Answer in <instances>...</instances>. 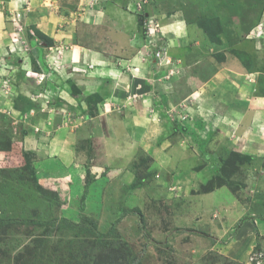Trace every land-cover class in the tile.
I'll use <instances>...</instances> for the list:
<instances>
[{"label":"rangeland","instance_id":"rangeland-1","mask_svg":"<svg viewBox=\"0 0 264 264\" xmlns=\"http://www.w3.org/2000/svg\"><path fill=\"white\" fill-rule=\"evenodd\" d=\"M0 5L5 49L32 58V76L42 82L27 79L20 64L15 112L12 106L0 111V264H251L254 252H264V154L246 155L233 143L228 128L234 122L219 124L228 126L226 137L165 97L211 68L214 74L222 68L263 72L264 0ZM50 48L63 63L53 58L41 76L39 63ZM75 50L91 55L76 60ZM68 52L71 62L64 59ZM228 74L234 94L237 74ZM136 76L139 86L130 88ZM262 81L260 75L258 95H264ZM122 92L129 96L116 105L113 96ZM147 97L162 112L156 121L164 133L158 138L144 125L137 135L144 153L138 151L130 165L133 180L109 182L104 177L113 180L107 173L114 171L106 147L117 134L116 120L124 116L131 126L144 112L156 114L145 107ZM40 133L53 148L35 142L42 153L26 151V136L39 139ZM63 138L74 143L72 161L57 158ZM163 150L172 159L163 165L146 153Z\"/></svg>","mask_w":264,"mask_h":264},{"label":"crops","instance_id":"crops-1","mask_svg":"<svg viewBox=\"0 0 264 264\" xmlns=\"http://www.w3.org/2000/svg\"><path fill=\"white\" fill-rule=\"evenodd\" d=\"M14 1L15 0H13V2ZM1 7L2 6L0 5V59L2 60V63H0V71H1L0 72V111L3 110L4 108L9 109L11 106L12 107L10 110L14 111L15 108L12 105L13 103L12 98L13 96L19 95L18 94L19 93V86H18L19 83L17 82V80L20 78L18 73L19 71H21L23 66L26 67L24 69L23 74L26 75L25 77L27 79L33 80V82L36 81L37 84L39 85H41L42 82L40 80L35 79L32 76V74L37 72L32 69L33 68L32 58L31 59L28 58V60H23V59L21 60L19 58H15L11 56L10 54H8L9 51L5 49L6 47L5 41L7 39H6V35L4 36L5 32H3L5 29L3 28L5 24L1 21V18L3 16ZM173 42H171V44H173ZM51 49L53 48H50V50L45 51L46 56L39 63L40 71H38V74H41V76H43L44 73H46V71L48 70V68H50L53 58H57L60 64L63 63V55L61 56V54H58V52L53 53ZM255 50L262 51V50H257V49ZM98 51H99V54L101 55L102 51L101 50H98ZM71 52L70 53L68 52L65 54L64 59H66L68 62H71L73 60V58H71L70 56ZM76 52L78 54V59L76 60H79V58L82 59L85 55L86 56L88 55L86 58H88L91 55L89 54L91 52H87V51L78 50ZM93 55L97 56L94 53ZM10 59H15V60L18 59V60L15 62L16 64L15 63L11 64L12 62L10 61ZM145 61H147L146 66L147 67L149 66L151 68L149 60H145ZM22 63H23V66L21 67L20 64ZM6 66L7 67L10 66L9 71L4 69V67ZM83 66L84 65H80V67H83ZM108 69L112 70L111 68H108ZM210 71L211 73L209 75H206L207 77L204 76L203 74H198V75L196 74L194 75V77H191L190 78L191 82L187 85V88L183 91H179V89L177 90L175 89L174 91L172 89L170 90L172 92L171 96L169 95L165 96L163 91H161V93H163L166 99H168V103H170V105H178L180 109L182 107V110L184 112L187 110L192 111L193 115L192 113L190 112L189 113L192 115L191 117H193L194 119L196 116L200 117L201 115L202 117L200 119H204V121L207 120L206 124H210L209 122L213 123L214 125L213 127L214 128L216 127L215 131L220 132L219 134H226V137L230 135V132H228V130L226 129L228 126L224 128L222 125H219V124H225L227 121L234 122V125H235L234 129L232 127L231 129L228 128L231 132L234 131L233 133H235L236 142H233V143L240 145L241 151L245 153L246 155L256 156L260 158V155L264 154V95H258V91H259L258 87H260V83L258 82V79L260 75L264 77V73H263L264 71L261 72V70L259 69H257V72L255 71L254 72L253 71L243 72V70L238 71V69L229 71L227 68H222L218 71V73H215V74H214L215 71L213 68H211ZM227 71L229 73L236 72L237 74L238 80L232 79L231 81L232 85H236L238 87L234 94L228 92L229 90H232L233 87L226 83L227 81L226 78L229 77V74ZM143 75L144 74H142L141 78L144 77ZM141 78H139V76L138 77L136 76L135 82L128 83V86L130 88L132 85L133 87L139 86V82ZM137 79L139 80V82L137 81ZM58 80L60 83H63V78L61 75H59ZM84 80H87V79L85 78ZM117 80H120V78ZM95 82L96 80L92 78L93 86H95ZM225 84H227L225 88L227 92L226 91L224 92L222 88V85L225 86ZM7 86H9V88ZM240 86H242L241 87L242 89L240 88ZM15 89L17 90V92L15 91ZM24 94L31 95V92L28 88H25ZM178 95L180 96V98ZM9 96L10 97L12 96V97L10 98ZM123 96H125V98L127 99L129 94L126 95V94H123L122 92L120 95L116 94L115 96H113V99H117L115 101L116 105L119 104V102L123 103L122 101H120L121 99H125L123 98ZM153 101L154 100L152 97H149V98L147 97L144 105L146 108H153L156 111V114L149 116L148 114H146V112H144L142 113V115H139V117L136 119L135 124L131 126H128L129 119L125 118L124 116L123 118L121 117V119L116 120L119 122L118 127L116 128L117 134L115 138L113 137L111 138V141H109L106 147V152L108 153V160L111 163L108 166L110 169H113L112 171H114V172L107 173V174L113 175L112 176L113 180L110 179V176L104 177L105 179H108L109 182H113L116 180L119 183H125L126 181L133 180L135 174H133V172L130 170V165H131V162L135 160L137 152L141 150L140 149L141 143L139 139H137V135L142 133L144 129V125H145V128L147 126H150L152 129H155L153 132V136H158L159 138L162 136V133H164V129H165L164 125L159 124L157 122L161 118L162 112L160 113L161 111L160 108L154 107ZM187 101H190V103L189 104L186 103ZM24 117L25 116L20 118L21 121L22 119H24ZM243 124H245L244 127H242ZM187 125L189 124H186V127ZM237 127H242V129L240 130V128H237ZM213 129L211 128V130L207 133V137L208 136L210 137V133L212 134V132L214 131ZM63 130H66V129H63ZM57 134H59V131H57ZM39 136L42 138L37 139V137H35V134L26 136L24 140L26 143V151H36L38 155H40L42 153V150L40 148H36L37 144H40V145L45 144L47 146V151L48 149L53 148L52 143H51L52 144L51 147L49 148L50 141L48 142L46 140L45 141L43 140L49 136L44 135L43 133H40ZM226 137H221V138L226 139ZM59 139L62 142V139L61 138ZM35 142H37V144H35ZM29 143L31 144L30 147L28 146ZM57 143L59 142L57 141ZM65 143L66 141L63 138V143H62L63 148L56 150L57 153L60 154L59 157L57 158L59 160L63 159L66 161L68 160L72 161L73 159H75V157H73L75 156L74 153L76 154L73 148L74 143H72L71 140H68L67 144ZM163 145L165 144H161V146H156L154 148H156L157 151H161V147ZM140 152L143 155L144 153L143 150H141ZM51 153H54L56 157V152L52 151ZM146 153H148L147 155L153 154L152 156L156 159L155 161L157 164L158 163L162 164L164 161L169 163L172 160L171 157L168 156L164 150L162 152H158L160 153V155L155 154L154 152H146ZM97 182H98V185L102 183L99 181ZM214 193L215 192H212V194Z\"/></svg>","mask_w":264,"mask_h":264},{"label":"built area","instance_id":"built-area-1","mask_svg":"<svg viewBox=\"0 0 264 264\" xmlns=\"http://www.w3.org/2000/svg\"><path fill=\"white\" fill-rule=\"evenodd\" d=\"M264 26V23H263ZM263 28V27H262ZM262 28L260 30H262ZM259 31V30H258ZM257 31V32H258ZM254 35L252 38L253 39H258L260 40V36H258L255 32L252 33ZM260 42V41H259ZM159 56V55H158ZM250 262L251 264H264V252L261 250H257L254 252L251 257H250Z\"/></svg>","mask_w":264,"mask_h":264},{"label":"trees","instance_id":"trees-1","mask_svg":"<svg viewBox=\"0 0 264 264\" xmlns=\"http://www.w3.org/2000/svg\"><path fill=\"white\" fill-rule=\"evenodd\" d=\"M28 38L31 40L33 39L32 35L30 33H28ZM26 152V151H25ZM133 264H137V263H133Z\"/></svg>","mask_w":264,"mask_h":264}]
</instances>
